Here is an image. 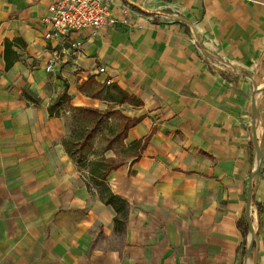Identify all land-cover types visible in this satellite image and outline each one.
Listing matches in <instances>:
<instances>
[{
	"label": "crops",
	"instance_id": "1",
	"mask_svg": "<svg viewBox=\"0 0 264 264\" xmlns=\"http://www.w3.org/2000/svg\"><path fill=\"white\" fill-rule=\"evenodd\" d=\"M53 2L0 0V264H264V0H112L47 39ZM81 108L122 119L82 161Z\"/></svg>",
	"mask_w": 264,
	"mask_h": 264
},
{
	"label": "built area",
	"instance_id": "2",
	"mask_svg": "<svg viewBox=\"0 0 264 264\" xmlns=\"http://www.w3.org/2000/svg\"><path fill=\"white\" fill-rule=\"evenodd\" d=\"M112 0H54L49 7V16L46 23L51 27L45 35L47 39L60 38L72 33H78L85 29H90L98 33L106 25H114L118 18L113 10ZM118 13L124 17L126 22L131 14L128 6H121ZM72 49L81 48V42H73ZM207 61L211 64L217 62V58L209 51L200 47ZM59 56H57V59ZM56 59H53L47 66V71L54 67ZM101 73L105 68L100 69Z\"/></svg>",
	"mask_w": 264,
	"mask_h": 264
},
{
	"label": "trees",
	"instance_id": "3",
	"mask_svg": "<svg viewBox=\"0 0 264 264\" xmlns=\"http://www.w3.org/2000/svg\"><path fill=\"white\" fill-rule=\"evenodd\" d=\"M10 46V43L7 42L6 44V49ZM118 93H119V101L123 102L125 98H127V94L124 93L120 88H114ZM62 99L59 98L53 106L50 107V111L52 113V110L57 107L60 104V100ZM80 111L85 112V114L92 119V124L90 126H86L83 128L82 132L80 133V138L77 141L73 140H67L66 141V149L68 153L73 157L76 158L80 161L85 160L87 158L88 152L91 148L92 145V139L93 136L96 134L97 131L101 129V126L103 125L104 121L109 118L113 112L111 111H100L97 109H92V108H86V109H79ZM140 119H128L125 118V124L120 128L116 136L114 137L115 141L119 139L120 137H123L126 135L128 129L130 126L136 125ZM148 140L146 139L145 142H135L131 145V148H141L142 150L146 146ZM123 165L122 162H117L115 159H109V160H102L97 162V175L105 179L108 174L112 170H116L120 168ZM114 200H118V198L114 197Z\"/></svg>",
	"mask_w": 264,
	"mask_h": 264
},
{
	"label": "rangeland",
	"instance_id": "4",
	"mask_svg": "<svg viewBox=\"0 0 264 264\" xmlns=\"http://www.w3.org/2000/svg\"><path fill=\"white\" fill-rule=\"evenodd\" d=\"M86 117H88L87 115H86ZM122 121V119H115V116H112L111 117V120H109V119H107L106 121H104V123H103V127L104 128H106L107 127V123H111L112 124V126H114V125H119L120 123L119 122H121ZM107 129H108V127H107ZM109 132V131H108Z\"/></svg>",
	"mask_w": 264,
	"mask_h": 264
}]
</instances>
